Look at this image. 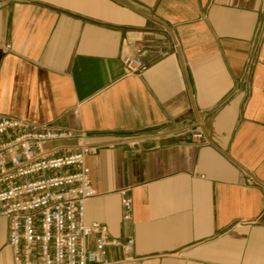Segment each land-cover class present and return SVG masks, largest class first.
<instances>
[{"label":"crops","instance_id":"crops-1","mask_svg":"<svg viewBox=\"0 0 264 264\" xmlns=\"http://www.w3.org/2000/svg\"><path fill=\"white\" fill-rule=\"evenodd\" d=\"M0 116L84 134L111 264H264V0H0Z\"/></svg>","mask_w":264,"mask_h":264},{"label":"built area","instance_id":"built-area-1","mask_svg":"<svg viewBox=\"0 0 264 264\" xmlns=\"http://www.w3.org/2000/svg\"><path fill=\"white\" fill-rule=\"evenodd\" d=\"M10 48L4 45L3 52ZM142 53L139 47L121 57L126 74L147 69ZM174 134L203 139L200 124ZM93 151L82 132L0 116V217L7 221L6 245L15 263L111 264L108 247L131 259L133 239L109 237L106 225L86 218V202L96 195L86 163ZM119 194L122 218L131 220L132 199L127 189Z\"/></svg>","mask_w":264,"mask_h":264}]
</instances>
